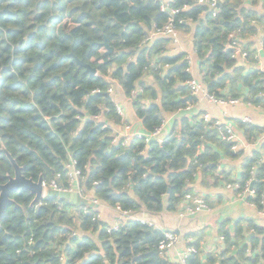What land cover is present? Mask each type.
Instances as JSON below:
<instances>
[{
    "label": "trees",
    "instance_id": "1",
    "mask_svg": "<svg viewBox=\"0 0 264 264\" xmlns=\"http://www.w3.org/2000/svg\"><path fill=\"white\" fill-rule=\"evenodd\" d=\"M248 2L247 7L243 0H223L216 17L196 0H171L169 7L180 8L172 16L178 32L195 24L194 46L206 60L201 65L208 93L264 107V71L256 66L252 41L262 32L264 50V16L260 0ZM169 19L159 0H0V184L14 173L2 147L25 177L36 181L41 175L46 184L57 179L67 187L73 161L80 185L94 200L130 214L176 210L197 172L222 173L230 183L216 168L222 155L237 153L212 121L182 116L164 137L151 136L164 113L194 101L185 98L190 91L184 83L192 76L183 54H165L167 37L149 40ZM236 28L238 50L246 52L240 65L234 51L225 49ZM147 75L153 84L146 83ZM114 81L145 130L127 145L122 137L115 141L109 125H124L107 92ZM239 125L248 143L263 132L251 123ZM249 179L254 195L248 199L264 210V141L244 159L233 184ZM9 196L13 203L5 205L0 221V264H170L158 252L163 232L153 226L123 219L112 229L96 218L97 208L84 212V206L48 196L31 206L27 189ZM219 234L224 246L218 252L201 251V235L188 242L196 252L185 263L264 264V229L252 219L235 221L232 231L223 224Z\"/></svg>",
    "mask_w": 264,
    "mask_h": 264
},
{
    "label": "crops",
    "instance_id": "2",
    "mask_svg": "<svg viewBox=\"0 0 264 264\" xmlns=\"http://www.w3.org/2000/svg\"><path fill=\"white\" fill-rule=\"evenodd\" d=\"M243 1L245 6H250L248 0ZM259 6L258 10L264 16V0H260ZM201 16L203 17V14ZM190 26L191 30L189 32L182 30L178 32L179 40L177 44H174L169 37L155 34V32L150 34L149 40H154L156 37L169 38L170 41L166 45L165 54L175 55L182 53L183 57L187 56L190 59V74L192 78L196 79L206 88L203 81L204 67L201 65L206 60H202L196 52L194 46L195 24L190 23ZM262 35V32L258 33L252 37V41L254 42L253 47L256 49L258 56V64L256 66L259 70L264 71V50L262 47V49L258 50L259 45L262 46L260 41ZM236 60L238 61V65L244 61L243 59ZM144 79L146 83L153 84V80L149 75ZM262 80H264V73ZM110 88L112 89L110 95L115 105L120 106L123 110V126H117L109 122L115 136L121 138L125 133L145 134L141 121L136 117L131 101L125 96L122 88L115 81L112 82ZM243 91L246 92L244 88ZM190 95H192L191 92ZM187 96L185 97L186 99H188ZM193 97L194 101L190 104L189 110L180 109L183 111L164 113L165 125L160 137H164L170 133L176 120L182 116L190 117L191 115L199 114L198 116L201 118L204 114H207L210 118L219 120L223 128L228 127L235 134L237 143V150L235 152L237 155H222L216 168V174L224 172L231 180L230 184H233L235 180L240 178L244 159L251 156L253 150H259L261 142L264 141V107L251 104L241 98L235 104H216L200 96L192 95L191 98ZM243 118L248 119L246 123L263 128V132L251 143L246 141L243 128L239 125L240 121L244 122ZM78 183L80 184V182ZM227 184L225 179H223L222 173L217 177L216 175L210 176L209 174L197 172L194 174L192 182L188 185L191 189L189 193L203 198L209 206L208 210L188 214L185 212L186 201L183 198L180 200L178 208L174 211H168L166 208L157 213L140 211L131 214V217L132 219L138 218L151 222L154 228L161 231L170 230L178 234L177 242L163 255L170 264L181 263L180 259L188 247V242H193L200 235L201 240L199 243L201 251L218 252L224 246L223 238H221L222 235L219 234V227L221 225L225 224V228L232 231L235 221L248 218L264 229V210H258L250 202L248 199L250 195H239L236 190L227 187ZM82 188L84 198L93 199L92 194L87 192L84 187ZM96 208L99 210V218L101 220L111 225L120 220V212L116 209L100 203H98V207ZM251 236H253V233H250L247 239L249 240Z\"/></svg>",
    "mask_w": 264,
    "mask_h": 264
},
{
    "label": "built area",
    "instance_id": "3",
    "mask_svg": "<svg viewBox=\"0 0 264 264\" xmlns=\"http://www.w3.org/2000/svg\"><path fill=\"white\" fill-rule=\"evenodd\" d=\"M160 1V9L163 11H167L170 14V19L168 20V22L157 32H155V34H159L162 36H167L171 39V41L174 44H177L178 40H179V33L178 30L176 29L175 25H174V21H173V15L176 14L180 8H170L169 7V2H171V0H159ZM197 4L200 5H206L209 8V11L211 12L213 17H216L217 15V7L219 5L220 2H222L223 0H196ZM252 23H254V21H252ZM240 36H241V29L236 28L234 30H232L229 33V40L227 42V45H229L230 47H234L236 48V51H234V53L232 54V58L235 59H244L246 56V52L245 51H240L238 50L241 47V42H240ZM261 44V43H260ZM259 49H262L261 45H259ZM184 60H186L188 66L186 67L185 71L190 73V59L186 56L184 57ZM262 87L264 89V80H262ZM185 86H187L191 92L192 95L194 96H200L202 98H205L206 100H208L209 102L212 103H216V104H235L239 101V99H223V98H218L215 97L214 95L208 93V91L206 90V88L199 83L196 79L191 78L188 79L185 83ZM108 93L112 92V89L109 88ZM263 95H264V90H263ZM190 106H186L183 110H189ZM180 110V111H183ZM115 111L118 115L123 116V110L120 106L115 105ZM203 119L205 121H210L212 120V118H210L207 114H204ZM95 119L98 118V116L94 117ZM244 122H247L248 119L247 118H243L242 119ZM165 122L164 120L161 122V124L154 130V132L152 133V138H159L160 135L162 134L163 128H164ZM212 126L215 127H219L221 128V131L219 133V136L222 140L227 141V142H231L232 143V150L236 151L237 150V143H236V136L233 133V131L226 127L223 128L221 125V122L219 120L214 119ZM133 134H129V133H125L122 136V145H127L129 142V139L131 138ZM138 136H140V134H137ZM120 138H117L115 141H117ZM119 141V140H118ZM68 169L70 170V180L68 182L67 187L61 186L58 184L57 179H53L51 180L48 184H46L45 182L43 183L45 190L46 189H54V190H64V191H69V192H76L79 196H81L82 198H84V192H83V188L81 187V185L78 183L79 179L78 177L80 176V170L75 168V165L73 163V161H70L67 165ZM251 184V180L249 179L248 181L245 182V184L243 186H239L237 184H230L228 183L226 186L229 188H232L233 190H236V192H238L239 195H250L253 196L254 195V190L252 189V187H250ZM85 199H89V198H85ZM184 199L186 201V206H185V212L188 214H194L198 211H205L209 209V206L207 204V202L198 196H195L194 194L191 193H187L184 195ZM90 201H93L95 203H97L96 200L94 199H89ZM190 202V204H188ZM87 206H84L83 211L87 212ZM99 219V215L96 217ZM132 219L131 214L128 212H120V220L114 222L111 226L112 229H117L119 228V226L122 224L123 219ZM133 220H137L143 224H146L148 226H153V224L151 222H147L143 219H138V218H133ZM163 239L159 242L158 244V252L160 255H164L167 250H169L170 248H172L174 246V244L177 242L178 240V234L170 231V230H163ZM76 235V234H75ZM221 238H223L221 236ZM196 252V248H194L193 246H188L185 250V252L183 253L180 261V264H186L185 263V258L187 257L188 254L190 253H194ZM62 259V258H61Z\"/></svg>",
    "mask_w": 264,
    "mask_h": 264
},
{
    "label": "water",
    "instance_id": "4",
    "mask_svg": "<svg viewBox=\"0 0 264 264\" xmlns=\"http://www.w3.org/2000/svg\"><path fill=\"white\" fill-rule=\"evenodd\" d=\"M104 46L108 49L109 52L112 51V48L104 42ZM225 49L236 51V48L230 47L229 45L225 46ZM79 64L85 68V71L90 75L95 74V69L90 67L88 64L79 61ZM244 92V91H243ZM192 95H188L187 98H191ZM216 131V130H215ZM2 150L5 152L7 158L9 159L12 167H13V176L8 177L7 182L4 184H0V221L4 213V208L7 203H13V200L10 198V192L17 189H27L31 195H33V199L30 202L31 206L39 203L40 200L44 196L58 198L61 200H66L70 202L74 206H83L86 205L89 208L98 207V203L87 200L79 196L76 192H69L64 190H54V189H46L44 188V181L42 176L40 175L36 181L32 178H27L22 174V167H20L16 161L12 158V156L6 151L4 147ZM253 180L251 181L250 187H252Z\"/></svg>",
    "mask_w": 264,
    "mask_h": 264
},
{
    "label": "bare ground",
    "instance_id": "5",
    "mask_svg": "<svg viewBox=\"0 0 264 264\" xmlns=\"http://www.w3.org/2000/svg\"><path fill=\"white\" fill-rule=\"evenodd\" d=\"M190 106V105H189ZM184 109V108H183ZM203 118V117H202ZM210 121H212V124H213V121H214V119H212V120H210ZM210 121H208V122H210ZM211 127H213L215 130H216V132L219 134L220 133V131H221V128H219V127H215V126H212L211 125ZM231 143V142H230ZM232 144V143H231ZM232 149V148H231ZM234 151V150H233Z\"/></svg>",
    "mask_w": 264,
    "mask_h": 264
},
{
    "label": "rangeland",
    "instance_id": "6",
    "mask_svg": "<svg viewBox=\"0 0 264 264\" xmlns=\"http://www.w3.org/2000/svg\"><path fill=\"white\" fill-rule=\"evenodd\" d=\"M263 9H264V7H263ZM47 191V190H46Z\"/></svg>",
    "mask_w": 264,
    "mask_h": 264
}]
</instances>
